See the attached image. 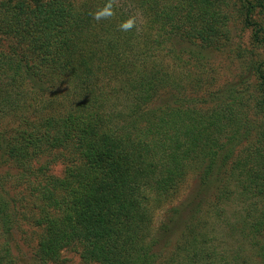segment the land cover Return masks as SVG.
I'll use <instances>...</instances> for the list:
<instances>
[{"label": "trees", "instance_id": "1", "mask_svg": "<svg viewBox=\"0 0 264 264\" xmlns=\"http://www.w3.org/2000/svg\"><path fill=\"white\" fill-rule=\"evenodd\" d=\"M258 9L0 0V264H16L8 239L33 210L42 264L68 249L86 264H250L242 247L219 250L213 219L264 264V60L248 98L199 91L201 52L231 46L237 17L264 46ZM193 171L197 189L176 204Z\"/></svg>", "mask_w": 264, "mask_h": 264}, {"label": "rangeland", "instance_id": "2", "mask_svg": "<svg viewBox=\"0 0 264 264\" xmlns=\"http://www.w3.org/2000/svg\"><path fill=\"white\" fill-rule=\"evenodd\" d=\"M254 3L263 2L264 0H251ZM257 10L255 17L256 21H263L264 15ZM235 15V14H234ZM232 37L233 43L221 51L206 52L202 51L203 65L208 72H203L202 87L199 88L200 92H211L213 94V103L215 101L216 92H223L228 89H240L245 98H248L247 93L256 94V85L258 79L253 76L251 64L253 61L264 60V46H257L250 41L253 34L252 29L247 28L241 21L240 16L232 22ZM264 38V32L260 34V40ZM250 68V70H248ZM208 88V89H207ZM204 92V97L210 96ZM203 97V98H204ZM62 173V166H58L56 174ZM200 174L193 171L187 175V181L183 184L180 191L177 203L184 202L189 196H192L199 182ZM232 203H228L224 206V210L227 212L232 208ZM169 206L164 205L158 210L155 219V225L158 227L161 222L166 219ZM27 218L20 221L18 228L9 237V242L12 248L16 264H42L37 258V248L42 235V229L37 226L36 220L40 218V214L33 210L31 213L26 212ZM225 222V221H224ZM221 221L213 219V224H216L218 229L214 235V239L220 243L219 250H239V247L243 248V254L249 259L250 264H261L260 259L257 257L255 251L248 248L243 242L236 240L235 234L230 232L229 226ZM216 242V243H217ZM58 264H86L80 256V252L74 249H68L61 252Z\"/></svg>", "mask_w": 264, "mask_h": 264}, {"label": "clouds", "instance_id": "3", "mask_svg": "<svg viewBox=\"0 0 264 264\" xmlns=\"http://www.w3.org/2000/svg\"><path fill=\"white\" fill-rule=\"evenodd\" d=\"M97 19L99 18V16L96 17ZM132 27V24L130 22L126 23L125 25L122 26V28L124 30H130Z\"/></svg>", "mask_w": 264, "mask_h": 264}]
</instances>
